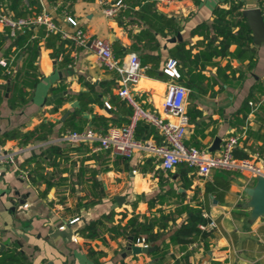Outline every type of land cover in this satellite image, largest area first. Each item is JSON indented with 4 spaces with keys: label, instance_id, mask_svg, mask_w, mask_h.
Instances as JSON below:
<instances>
[{
    "label": "crops",
    "instance_id": "1",
    "mask_svg": "<svg viewBox=\"0 0 264 264\" xmlns=\"http://www.w3.org/2000/svg\"><path fill=\"white\" fill-rule=\"evenodd\" d=\"M12 1L0 0V10L14 17L20 12L33 15L46 11L59 31L72 34L81 29L87 40L80 44L66 38L70 42L56 43L52 48L46 45L44 26L33 27L30 38L36 41L35 64L40 75L31 88H26L25 101L10 100V78L22 67L28 53L24 46L13 43L24 31L13 37L0 25L4 39L0 61L7 62V66L0 64V140L6 132L22 134L42 122L54 123L45 141L37 140V133L25 144L20 143L19 136L0 141L3 151L24 149L15 155L13 163L0 164V261L9 254H22L26 264H118L121 260L124 264H183L180 259L184 250L170 241V236L188 214L187 209L202 203V213L213 219L216 227L206 248L199 244L189 251V264H264V215H251L246 191L256 182L253 172L228 170V176L223 169L215 168L204 179L194 169L185 171L184 164L165 172L150 153L135 151L130 157H122L109 150L93 151L95 142H69L63 139L69 128L61 129L64 121H72L76 108L81 109L83 129L104 122L108 127L121 125L128 120L125 107L130 105L117 93V73L107 69L92 48L91 41L101 38L110 43L114 57L123 63L131 53L138 55L143 72L130 93L141 107L157 114H162L170 82L163 67L170 57L175 58L180 73L176 81L188 88L185 143L219 154L226 138L242 134L237 146L247 142L251 146L247 158L264 172V153L258 150L264 145L258 136L264 133L263 129L259 131L264 120V96L251 97L264 86V42H253L254 61L251 50H240L235 43L224 54H203L208 36H215L212 23L216 7L227 9L238 1L241 10L260 8L264 17V0H123L124 5L114 16L105 14L106 4L99 0H18L15 9L10 6ZM107 1L111 4L115 0ZM68 16L76 23H70ZM161 16L170 19L176 29ZM179 44L187 51L180 58L175 51ZM250 102L257 104L256 110ZM215 137L220 140L210 151ZM148 138L160 139L157 132ZM49 144L73 148L85 144L86 150L73 152L67 162L57 158L58 168L49 155L45 163L29 160ZM31 170L38 173L37 178L53 174L56 185L43 195L46 182L34 183ZM215 175L218 180L214 181ZM225 176L228 188H219V193L205 199V184H220ZM90 200L97 201L76 210ZM109 211L114 212L113 223L125 221L132 214H178L157 241L167 245L168 256L161 260L151 257L150 252L129 253L131 240L121 236L111 239L104 233L103 237L89 239L77 234L79 227ZM73 218L77 220L69 223ZM57 228L72 234L59 235L55 233Z\"/></svg>",
    "mask_w": 264,
    "mask_h": 264
},
{
    "label": "trees",
    "instance_id": "2",
    "mask_svg": "<svg viewBox=\"0 0 264 264\" xmlns=\"http://www.w3.org/2000/svg\"><path fill=\"white\" fill-rule=\"evenodd\" d=\"M3 1V0H1ZM18 0H13V4H10L12 8L15 9V5ZM242 4L240 2H232L230 6L227 9L216 7L214 10V21H213V31L215 33V36L211 38L208 36V43L205 46L206 52H203V54L207 57L211 56L213 53H219L224 54L229 45L232 43L237 44V47L240 48V50L249 51L251 50L252 56L251 59L254 61V44L252 40L251 35V29L246 21V18L242 15L241 10ZM37 14H26L24 12H20L18 14V17H31L35 16ZM161 19L163 22H166V24H171L174 27V24L170 23V19L165 18L164 16H161ZM176 29V27H174ZM33 32V27L30 26L26 28L23 32V34L17 36L14 38L13 43L16 45V47H22L28 54L27 59L24 61L22 67L19 70H16L13 75L11 76V82H10V88H9V98L10 100L14 98L20 99V101H25V97L27 96L25 91L27 87H32L39 78V73L37 71V66L35 64L36 56H37V46L35 44V40H32L31 34ZM43 35V32H41ZM14 37V36H13ZM29 39V40H28ZM26 46L23 45L24 41H26ZM46 45L48 47H52L59 43L60 45L63 44V42H70V39H66L62 37V33L60 31L55 32H49L45 36ZM217 40V43L213 45L212 43ZM4 45V39L3 35L0 34V50L3 48ZM176 54L180 57H183V54H186L187 51L184 49V46L182 44H179L178 47H176ZM175 54V53H174ZM50 55L53 57V52L50 53ZM67 60L66 58L64 59ZM256 89V88H255ZM52 92V90H51ZM259 94L257 96L251 95L252 98H261L264 96V86H261V88H258ZM125 110L129 113V117L132 113V107L126 106ZM81 109L76 108L72 112V121H64L62 123L61 129L64 130L66 128H69V130H76L81 131L85 127L84 120L80 117ZM128 117V119H129ZM128 121V120H127ZM101 125L90 127L96 132L104 133L108 126L104 122ZM54 123L51 122H42L39 124L37 128H35L32 131H27L25 133L19 134L17 131L13 132H6L4 133L3 137L0 141H4L6 137H20V143L25 144L29 137H31L34 133L36 134L37 140L45 141L48 139V136L50 135V132L52 130ZM260 129H263L264 132V120H261L260 122ZM110 126V125H109ZM156 130H153V128L150 127V124L144 120L138 121L134 136L137 139L143 140L147 139L150 135L156 133ZM158 134V133H157ZM258 136L264 141V133L261 135V132H259ZM160 138V136H159ZM161 138L158 140L160 141ZM188 145L195 146L199 149H202L198 145H193L186 143ZM85 144L79 146V147H70V146H59L54 144L46 145L41 149V151L37 154H32L29 157V160H34L38 162L45 163L47 160V155L50 156L49 160L50 162L58 168V165L56 164L57 158H62L65 160V162L68 161L70 155L73 152H79L80 150L83 152V150H86ZM248 150H251V146L247 144V142H244L242 147H238L237 145L234 147L232 153L233 156L236 158H247L248 157ZM256 150V149H255ZM259 151L264 153V145L263 147L258 149ZM29 160H26L29 162ZM185 165V164H184ZM185 171L190 170V167L186 165V167L183 168ZM182 169V170H183ZM192 169V168H191ZM224 170V169H223ZM60 171V169H59ZM226 175H230L231 171L224 170ZM83 173V168L80 169V174ZM29 175L31 177V180L34 183L45 181L46 182V188L43 191V195L47 192V190L51 187L56 185V183L53 181L54 175L50 176H41L37 178L38 173L35 172V170L29 171ZM226 178L221 179L220 184H216L215 182H207L205 184L204 188V197L205 199L208 198L209 194L216 195L219 193V188L222 189V191H225L228 188L229 180ZM218 177L214 176V181L218 180ZM38 179V180H37ZM161 200V199H160ZM58 201H62V198L58 199ZM97 200H90L88 202H85L79 206H76V210H79V208L82 207H89L93 205ZM149 205H151V201H148ZM199 206L196 208H188L187 212L188 214L183 218L181 223H179L173 233L170 236V241L174 243H178L180 245L181 250H184V254L181 256L182 263L183 264H189L188 262V254L189 251H187V245L191 242H198L200 246L206 248L208 245L209 240L212 237V230L213 229H201L199 227V224H205L208 219L203 216V206L202 203L198 204ZM179 213V212H178ZM113 211H109L108 213L100 216L97 219L91 220L87 223H85L83 226L79 227L76 232L80 236L94 239V238H100L103 237L104 233H107L108 236L111 239H116L118 237H124V238H130L131 237V244H136L140 239H143L145 243L148 245H151L154 247V249L149 253L151 257H158L161 260H163L166 256H168V250L166 244H157V241L164 235L165 230L168 228L169 223H173L178 216V214L175 213H167L163 214L160 212L158 216H144V215H137L132 214L128 219L123 221L122 219L118 220L116 223H113ZM124 217V215H123ZM172 257H175L174 254H170ZM177 261V259H176ZM0 264H26L22 254L14 255L9 254L7 255L6 259L1 260ZM118 264H124L123 260L120 261Z\"/></svg>",
    "mask_w": 264,
    "mask_h": 264
},
{
    "label": "built area",
    "instance_id": "3",
    "mask_svg": "<svg viewBox=\"0 0 264 264\" xmlns=\"http://www.w3.org/2000/svg\"><path fill=\"white\" fill-rule=\"evenodd\" d=\"M104 6L105 14L114 16L124 5L123 0H115L108 4L107 0H99ZM67 20L75 24L76 21L68 16ZM0 25L8 28L10 35L14 36L23 32L26 28L37 25H43L45 35L49 32L59 31L51 16L42 11L31 17H14L0 10ZM61 32V31H60ZM65 38H71L77 43H85L87 40L86 33L77 29L74 33L61 32ZM92 48L96 53L99 61L109 70L117 73L118 95L125 100L131 107L132 113L128 121L121 125H111L104 133H99L85 128L81 131L70 130L63 135V139L69 142H95L92 145L93 151L109 150L114 154L122 157H130L135 151H145L154 155L159 166L163 171L172 170L179 164H185L195 170L202 178H208L212 169H224L234 171H251L254 174H264L249 158H236L233 156V149L238 144L242 134L231 135L223 142L221 152L213 154L205 149H199L195 146L185 143L189 116L186 109V98L188 88L178 83L176 80L180 77L178 71V62L175 58L170 57L164 64L163 72L170 78L167 84L163 102L162 114L141 107L130 93V88L139 81L143 67L136 53H131L127 62L123 63L116 59L112 53L111 45L108 41L95 38L91 41ZM2 66H7L6 60H1ZM10 73V71H7ZM252 103V102H250ZM253 104V103H252ZM254 105V104H253ZM106 107H110L106 103ZM257 104L254 105L256 110ZM144 120L151 124L158 135L160 141L152 138L137 139L134 136L135 128L138 121ZM24 149L18 148L15 152H6L0 148V164L13 163L15 155L21 153ZM203 216L208 219L205 224H199L201 229H214L216 224L206 213ZM77 218L69 220L74 222ZM59 228H62L60 226ZM140 246H148L147 243L140 239L136 243ZM199 246L198 242H191L187 245V251H191Z\"/></svg>",
    "mask_w": 264,
    "mask_h": 264
},
{
    "label": "water",
    "instance_id": "4",
    "mask_svg": "<svg viewBox=\"0 0 264 264\" xmlns=\"http://www.w3.org/2000/svg\"><path fill=\"white\" fill-rule=\"evenodd\" d=\"M242 15L247 19V23L251 29L252 40L255 44L264 42V17L260 8H246L242 10ZM220 138L215 137L209 150L212 151L218 144ZM247 193L250 196L248 205L251 207V215L254 218L264 215V174L256 176L254 186L247 188ZM55 233L63 236H70L72 232L66 230H59L57 228ZM131 240V237L129 238ZM154 249L153 246L131 245L128 250L129 253H149Z\"/></svg>",
    "mask_w": 264,
    "mask_h": 264
}]
</instances>
